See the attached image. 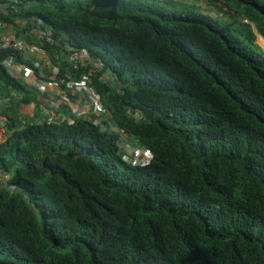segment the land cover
<instances>
[{"label": "trees", "instance_id": "1", "mask_svg": "<svg viewBox=\"0 0 264 264\" xmlns=\"http://www.w3.org/2000/svg\"><path fill=\"white\" fill-rule=\"evenodd\" d=\"M0 6L51 81L87 75L108 121L150 155L131 163L97 118L38 119L5 61L49 78L0 43V264H264V0ZM33 20L50 33L38 39Z\"/></svg>", "mask_w": 264, "mask_h": 264}, {"label": "built area", "instance_id": "2", "mask_svg": "<svg viewBox=\"0 0 264 264\" xmlns=\"http://www.w3.org/2000/svg\"><path fill=\"white\" fill-rule=\"evenodd\" d=\"M41 24V23H40ZM1 26V21H0ZM34 35L36 34L37 38L42 39L45 35L50 33V29L44 27L34 28L33 30ZM0 43L3 46H13L14 48L18 49L22 53V58H27V60H33V54L35 56V60H33V65L38 67L37 74L40 77H47L49 78L46 81L40 80L36 78L34 83L35 88L39 92L46 91L51 79L55 80V68L49 66L50 64L46 62H40L38 58L41 57L43 51L35 44L26 43L23 40L13 38L9 35H0ZM86 58L85 54L83 53H71L69 55V60L73 61L75 65L77 63H84V59ZM6 65L10 68L13 63L12 60H6ZM94 65H98L97 61H93ZM45 67H48V70H44ZM65 89H62L61 99L64 102H68L71 105L70 112L76 116H83L87 118H97L99 124H101V128L117 132L120 134V130L117 129L110 120L108 121V114L103 110L100 102V98L98 93L93 89V87L89 84V78L87 75H83L78 79L71 78L69 80L64 81ZM84 104L85 107L81 108L78 105ZM44 116L41 114L40 118L43 119ZM4 120V115L0 111V136L3 132L2 122ZM52 120L51 117H47V122ZM103 120V122H102ZM106 120V123H105ZM120 140H117V144L121 147L123 154L126 158L130 160L131 163H139L144 161V158L150 156L146 153L145 147H138L133 144L134 140L122 136H119ZM142 154L140 156L137 155V149H140ZM143 163V162H142Z\"/></svg>", "mask_w": 264, "mask_h": 264}, {"label": "crops", "instance_id": "3", "mask_svg": "<svg viewBox=\"0 0 264 264\" xmlns=\"http://www.w3.org/2000/svg\"><path fill=\"white\" fill-rule=\"evenodd\" d=\"M2 10V7L0 6V11ZM1 21V26H0V35H9L13 38L16 39H20L23 40L26 43L27 42L24 37H17L16 36V31L15 29L11 26V24L9 23H5L3 20ZM41 21L40 20H33L32 22V27H31V33H33L34 28H38ZM46 28V27H44ZM36 36V34H35ZM37 37V36H36ZM39 39V38H38ZM31 44V43H30ZM41 58L45 61H47V57L46 56H42ZM24 60H27V58H23ZM35 56L33 54V60H35ZM31 61H33L32 59H29ZM10 69L13 71L14 69V73L17 75L16 71L18 72V76H20L23 80V82H25L29 88H31L34 92H36L37 98L39 103L41 104V110L39 115L43 114L44 112H47V110L53 109L55 111H58L59 114L64 113L66 114L69 110L71 105L68 104V102H64L61 99V94H62V88H60L56 82H50L46 91L43 92H39L35 86L34 83L36 81V74L34 73L33 70H29V69H24L22 67H19L16 64H12ZM49 81V80H48ZM79 107L83 108L86 105L81 104L78 105ZM6 177V176H5Z\"/></svg>", "mask_w": 264, "mask_h": 264}, {"label": "rangeland", "instance_id": "4", "mask_svg": "<svg viewBox=\"0 0 264 264\" xmlns=\"http://www.w3.org/2000/svg\"><path fill=\"white\" fill-rule=\"evenodd\" d=\"M212 14V13H211ZM213 15V14H212ZM256 43L258 45V49L261 50L262 52H264V38L257 36L256 35ZM40 62H46L45 60H43L41 57L38 58ZM106 77V76H105ZM109 76H107V79L110 80V82L114 83L111 79L112 78H108Z\"/></svg>", "mask_w": 264, "mask_h": 264}]
</instances>
